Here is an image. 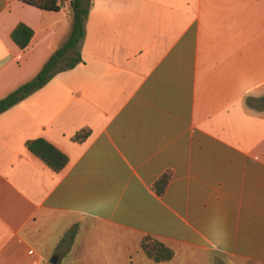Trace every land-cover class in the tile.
Listing matches in <instances>:
<instances>
[{
    "label": "crops",
    "instance_id": "1",
    "mask_svg": "<svg viewBox=\"0 0 264 264\" xmlns=\"http://www.w3.org/2000/svg\"><path fill=\"white\" fill-rule=\"evenodd\" d=\"M57 1L0 0V98L68 38ZM79 54L0 114V264H264V0H90ZM37 138L62 171L25 149Z\"/></svg>",
    "mask_w": 264,
    "mask_h": 264
},
{
    "label": "trees",
    "instance_id": "2",
    "mask_svg": "<svg viewBox=\"0 0 264 264\" xmlns=\"http://www.w3.org/2000/svg\"><path fill=\"white\" fill-rule=\"evenodd\" d=\"M19 1L42 11L58 12L60 10V4L57 0ZM68 6L71 20V31L68 38L48 57L31 79L0 98V114L40 89L56 74L72 69L82 63L79 54V43L84 35V23L90 7V0H68ZM32 36L33 30L23 23H18L10 34V38L19 49H24L29 44ZM261 100L264 101V97L254 99V101ZM250 102L251 99H248L249 104ZM89 135L90 130L82 128L71 137V140L83 142ZM24 147L54 173L62 171L68 162L65 154L42 138L25 141ZM170 177V171H166L159 176L151 186L152 191L157 195H162ZM73 234L74 232L70 231L66 236L72 238ZM139 247L147 258L156 263L169 261L174 256L172 249L150 236H144L140 240Z\"/></svg>",
    "mask_w": 264,
    "mask_h": 264
},
{
    "label": "water",
    "instance_id": "3",
    "mask_svg": "<svg viewBox=\"0 0 264 264\" xmlns=\"http://www.w3.org/2000/svg\"><path fill=\"white\" fill-rule=\"evenodd\" d=\"M49 262H50L51 264H55V260H54V259L50 260Z\"/></svg>",
    "mask_w": 264,
    "mask_h": 264
}]
</instances>
